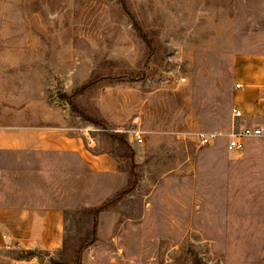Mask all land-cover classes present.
I'll list each match as a JSON object with an SVG mask.
<instances>
[{"label": "rangeland", "instance_id": "1", "mask_svg": "<svg viewBox=\"0 0 264 264\" xmlns=\"http://www.w3.org/2000/svg\"><path fill=\"white\" fill-rule=\"evenodd\" d=\"M126 3L0 0V124L84 134L92 153L120 164L114 175L73 152L0 149V204L64 213L62 248L3 247L0 264L74 258L92 228L82 210L128 185V161L105 128L135 150L138 175L100 213L81 264H264V138L228 151L225 137L200 146L193 134L231 128L237 60L264 53V0ZM132 17L153 40L149 61ZM90 80L73 101L105 127L64 98ZM134 128L143 145L130 141Z\"/></svg>", "mask_w": 264, "mask_h": 264}, {"label": "crops", "instance_id": "2", "mask_svg": "<svg viewBox=\"0 0 264 264\" xmlns=\"http://www.w3.org/2000/svg\"><path fill=\"white\" fill-rule=\"evenodd\" d=\"M238 64V65H237ZM234 68L233 108L242 116L240 123H264V53L241 55ZM241 84L237 87L236 84ZM1 150H36L38 152H73L98 172L118 174L120 164L108 153L95 154L85 142V135L72 136L67 131L38 127L22 122L0 124ZM64 240V213L59 208H29L0 204V248L58 250Z\"/></svg>", "mask_w": 264, "mask_h": 264}, {"label": "trees", "instance_id": "3", "mask_svg": "<svg viewBox=\"0 0 264 264\" xmlns=\"http://www.w3.org/2000/svg\"><path fill=\"white\" fill-rule=\"evenodd\" d=\"M120 2L122 4L123 8L127 9L126 0H120ZM132 20L134 21L133 23L135 25V28H136L139 36L146 42V44L149 48V54H148V61H149L150 56L153 54L152 52L154 50L153 40L148 36V34L143 29V27L136 21V19L134 17H132ZM93 84H95V81L90 80L88 83H86L81 88L77 89L73 94H71V96L65 95L64 98L66 97V99L68 100L72 109L75 110L76 112H78L83 118L90 120L95 125L98 124V125L105 127V121L104 120H98L97 118L92 117L91 115H89L88 113L83 111L80 107H78L73 101V96H75L78 92L85 91L86 89L91 87V85H93ZM105 131H107V134L113 139L114 142H116L118 144L117 149H119L122 156L125 159H127V161H128L127 162V169L129 170L128 185L124 190L121 191V192L125 193V192L133 189L136 185V177L138 174H137V170H136L137 164H136V160H135V150L130 146L129 142L127 141V139L122 134H120L118 132L106 130V128H105ZM115 156L120 157L121 155L116 154ZM121 192L117 193L112 198L107 199L106 201L102 202L101 204H99L95 207L85 208L82 210L83 213L89 214L91 216L92 228H91L90 232L87 233V235H85L82 238V241L80 242V244H79V246L75 252L74 258L71 261L66 262L65 264H81L82 254H83L84 250L87 247H89L95 241L97 230H98L100 213L102 211L110 209V207L113 206L117 202V199L120 197ZM64 245H65V242H64Z\"/></svg>", "mask_w": 264, "mask_h": 264}, {"label": "built area", "instance_id": "4", "mask_svg": "<svg viewBox=\"0 0 264 264\" xmlns=\"http://www.w3.org/2000/svg\"><path fill=\"white\" fill-rule=\"evenodd\" d=\"M186 80V77L181 79ZM240 87L241 84H236ZM242 116L237 108H233L232 126L227 131L222 130H198L194 132V140L200 146L211 145L219 137L226 138V149L228 151H243L250 138H264V123L263 124H248L240 123L238 119ZM130 141L137 142L140 145L144 144L143 130L134 128L129 132ZM11 247V246H10ZM23 263V261H20Z\"/></svg>", "mask_w": 264, "mask_h": 264}]
</instances>
